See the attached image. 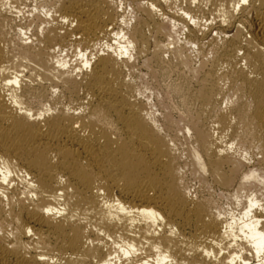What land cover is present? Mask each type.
Listing matches in <instances>:
<instances>
[{
  "label": "bare ground",
  "instance_id": "1",
  "mask_svg": "<svg viewBox=\"0 0 264 264\" xmlns=\"http://www.w3.org/2000/svg\"><path fill=\"white\" fill-rule=\"evenodd\" d=\"M25 1L0 0V264H264V0H185L215 23L195 16L183 45L170 0H131L132 26L116 0H41L22 24ZM159 36L188 70L178 122L129 80L153 39L164 60ZM187 167L234 208L192 194Z\"/></svg>",
  "mask_w": 264,
  "mask_h": 264
},
{
  "label": "rangeland",
  "instance_id": "2",
  "mask_svg": "<svg viewBox=\"0 0 264 264\" xmlns=\"http://www.w3.org/2000/svg\"><path fill=\"white\" fill-rule=\"evenodd\" d=\"M40 1L41 0H26L23 4H20L19 6H18V10H20L21 11V13H20V15H19V17L20 18H18V22H19V20L20 21H22V22H20V23H22V24H24V23H26V20H27V18H28V16L30 17V15H29V13L32 11V7H34L35 5H37L38 6V4L40 3ZM117 1V3L120 5V3H121V6L122 7H120V14L123 16V17H125V19L128 21V22H130V25L132 26V25H134L135 23L134 22H136V18H137V16H138V12L136 11V8H135V4H133L134 2L133 1H131V0H116ZM121 1V2H120ZM173 1V2H172ZM175 0H170V2H168L167 3V5L168 6H170V8H171V12H172V14H171V12H167V10L169 9V7H167V6H163L164 8L165 7H167L166 9H165V12H167L166 13V15H168V17H170V14L171 15H173L174 14V16H172V19L173 20H176V22H177V24H178V27H180L179 28V31H180V33L178 32L177 34H178V38L180 39V45H183V44H186V43H188L189 41H187L188 39H185V38H187V36H185V35H187L186 34V30H185V28L187 27V26H189V25H191V24H188V23H192V22H194L193 20H195V18L196 17H198L199 16V18H196L197 19V21H199L198 23H199V25H198V23L196 24L195 22V24L197 25V27H198V29L199 28H201V30H205V32L206 31H208V29L207 28H209V26L211 25L212 26V23L214 22L213 20H211L212 18H210V17H208V15L207 14H209L208 12H206V9L204 10V8H202V10L203 11H205V13H207V14H204V12H199V14L200 15H198V13H196L194 10V8H195V6L194 5H196V4H193V7L190 9V10H188V12H187V9H186V11H185V9H183V8H190V6H188L186 3L187 2H185V0H182V1H184L183 3H182V1L180 0V2H178L177 0H176V2H178V4L176 3V2H174ZM52 3H56V0H51V4ZM172 3H174V4H172ZM51 4H50V6H51ZM133 5V6H132ZM174 5H176V6H174ZM16 6V5H15ZM183 8H182V7ZM188 6V7H187ZM163 7H162V10H164L163 9ZM196 7H197V5H196ZM134 8H135V10H134ZM174 8V9H173ZM161 9V8H160ZM194 9V10H193ZM122 10V11H121ZM136 11V12H135ZM169 11V10H168ZM196 14H194L193 12ZM163 12V11H162ZM165 12H163L164 14H165ZM186 14V15H184V13ZM193 13L194 15H192L193 17H190V15H191V13ZM133 13V14H132ZM177 15H176V14ZM135 14V15H134ZM190 14V15H189ZM202 15H204L203 17H202ZM207 17H206V16ZM133 18H132V17ZM180 16V17H179ZM196 16V17H195ZM210 16V15H209ZM135 17V18H134ZM202 19H201V18ZM184 20V21H182V19ZM135 19V20H134ZM193 19V20H192ZM205 19V20H204ZM133 20V21H132ZM132 21V22H131ZM182 23H181V22ZM196 21V20H195ZM196 21V22H197ZM212 21V22H211ZM208 23V24H207ZM215 23V22H214ZM214 23H213V25H214ZM16 24V23H15ZM186 24H188V25H186ZM17 25H19L18 23L16 24V26ZM182 25V26H181ZM186 25V27H184ZM192 25H193V23H192ZM15 26V25H14ZM181 27H183V28H181ZM14 29H16V27L14 28ZM181 29H182V31H184V33H182L181 32ZM207 29V30H206ZM17 30V29H16ZM116 31H118L119 32V30H118V27H117V29H116ZM182 34V35H181ZM112 37L114 38V39H112ZM109 40H108V43H109V41H110V43H111V45H116L117 43H116V40H115V37L114 36H112ZM160 38H162V39H160ZM167 37H157V41L159 42V41H161L160 42V45H161V43H162V46L160 47V48H162L161 49V51L162 52H159L160 53V56H161V53H162V55L163 56H161V58L163 57V59L164 60H162L161 59V62H154V57H153V54L155 53V51H156V47H155V45L153 44V42H154V39L152 40L153 42H151V44H150V51L148 52V54L145 56H142V57H138V56H134V57H131V58H129V61H130V63H129V61H128V63H129V65H127V70L129 71L130 69H132V71L131 72H129V75H131V76H129V80L130 81H132V83L134 84V88L136 89L135 90V92H136V96H137V98L140 100V101H142L143 103H145L144 105L145 106H148L147 107V110H148V108H149V112H151L155 117H156V119L158 118V120L159 119H161L160 121H162L163 119H164V117H165V115L167 114V112L166 111H168V113H169V115L171 114V118L174 120V121H180L181 119H184V118H182V116L184 115V117L186 118L189 114H186V112L187 113H189V111H190V109H192L191 111H193L196 107H194L195 105H194V103H191V102H193V101H190V100H188L187 102H186V100H184V98H182V97H180L181 95L180 94H176V92H175V88L174 87H176L175 85H179V83H181V81H179V80H181L180 79V77L182 76L181 74H183L184 73V71H185V73H186V75H187V71L188 70H185L184 68H182L183 69V71H182V69L181 68H177L176 70L175 69H173L174 67H177V61L175 60V64L173 63V58H172V52H171V50L173 49V46L174 45H170L169 46V44H168V42H169V39H168V41H167V39H166ZM186 40V41H185ZM186 42V43H185ZM109 43V44H110ZM182 43V44H181ZM192 45V46H191ZM188 44V46L186 45V48H187V51H186V53L188 54V55H191L190 57H191V59H190V64H192V66L190 65V67L191 68H196L195 66H197V64H199L200 63V65H201V62H202V59L201 58H203L202 57V54H199L198 52H199V48L197 49V47H195V45L194 44ZM154 47V48H153ZM189 47H191V48H189ZM74 49L75 48H71V50L70 49H68L65 53H63L64 55V57H65V59L66 58H68V59H66L67 61H69V63L70 64H75L74 62L78 59H80V49L78 50V49H75V51H74ZM164 49V50H163ZM167 49V50H166ZM189 49V50H188ZM192 49V50H191ZM100 50V49H99ZM154 50V51H153ZM196 50V51H195ZM79 51V52H78ZM168 51H169V54H168ZM188 51H192L191 52V54H189L190 52H188ZM154 52V53H153ZM196 53V54H195ZM77 54H78V57H77ZM87 54H89V51L87 52ZM76 55V56H75ZM196 57H195V56ZM201 55V56H200ZM194 56V57H193ZM199 58H198V57ZM208 57H210L211 58V56L209 55ZM152 58V59H151ZM198 58V59H197ZM209 58V59H210ZM207 60H209L208 58H206ZM77 60V61H78ZM172 60V61H171ZM192 60V61H191ZM74 61V62H73ZM151 61V62H150ZM152 61H153V63H152ZM194 61V62H193ZM173 63L172 65H169V63ZM199 62V63H198ZM158 63H159V65H158ZM161 63V64H160ZM163 63H165V64H163ZM170 63V64H171ZM194 63V64H193ZM152 65V66H151ZM157 65V66H156ZM165 65V66H164ZM167 65H169L170 66V68H172L171 69V71L169 70L170 68H168L167 67ZM176 65V66H175ZM200 65H198V66H200ZM161 66V67H160ZM198 66H197V68H198ZM149 67H151V68H149ZM158 67V68H157ZM160 68V69H159ZM166 68V69H165ZM167 68H168V70H167ZM180 69H181V71H182V73L181 72H179L180 71ZM165 70V71H164ZM172 70H174V71H172ZM168 71V72H167ZM178 71V72H177ZM181 73V74H180ZM190 75H192V74H190L189 73V76ZM131 77V78H130ZM191 77V76H190ZM182 78V77H181ZM132 79V80H131ZM193 82H195L194 80H192ZM191 81V85L194 87L195 86V84L193 85V82ZM175 93H174V92ZM233 94L232 95H230V97L232 96H234L235 95V93L234 92H232ZM236 96V95H235ZM234 96V97H235ZM229 97V96H228ZM231 97V98H232ZM181 98H182V101H181ZM232 99H235V98H232ZM220 101H222L221 103H219L220 105H219V108H221V109H224V107H226V103H225V101H223V98L220 100ZM187 103L189 106H190V109H189V106L188 105H185V104H183V103ZM190 103V104H189ZM36 104V105H35ZM34 105L35 106H37V103H35ZM168 106H169V108H168ZM185 106V107H184ZM188 108H187V107ZM194 108H193V107ZM166 107V108H165ZM192 107V108H191ZM164 108L166 109V111L164 112ZM168 108V109H167ZM151 109V110H150ZM187 109V110H186ZM189 109V110H188ZM190 111V112H191ZM154 112V113H153ZM166 113V114H165ZM187 116H186V115ZM163 118V119H162ZM211 123V124H210ZM212 122H209V124H208V127H212ZM214 126V125H213ZM213 128V127H212ZM181 131V130H180ZM180 131H177L176 130V135H178L179 136V138H178V140L180 139V141L179 142H181L182 144H183V146H181V148H183V147H186V148H184V151H186L188 148H189V146H188V144H189V142H187L185 139H183V137L185 138H188L187 140L188 141H190V139H189V137L188 136H186V133H183V132H181L180 133ZM240 131H242V129H240L239 130V132ZM177 132H179V134H177ZM242 133V134H241ZM183 134H185V135H183ZM240 134L241 135H244V136H246V133L244 132V131H242V132H240ZM181 140H184V141H186V142H184V141H181ZM231 141L232 140V138H230L229 136L226 138V141ZM178 142V143H179ZM192 142V141H191ZM191 142H190V145H191ZM233 142V141H232ZM185 143V144H184ZM179 145V147H180V143L178 144ZM187 146H188V148H187ZM179 150H181V149H179ZM183 151V150H182ZM181 151V152H182ZM253 152H254V154H255V152L256 151H253V149H251V154H253ZM184 159H186L185 160V162L186 161H188V159H187V157L185 156L184 157ZM252 161H254V160H252ZM251 161V163L253 164V162ZM188 169H186V174L187 175H185V179H186V182L188 183L187 185L189 186V188H190V190H191V193L192 194H194V195H200V196H202V197H207V198H211L212 199V201H214L215 203H217L218 204V206L222 209V210H226V211H229V210H231L232 208H234V205H230V203H232V201H233V198L231 197L232 196V194L231 193H233L232 192V190H229V191H225V190H220L219 188H217L215 185H213L211 182V185H213V186H211V185H204V184H202L201 182V184L199 183V181H198V179H197V176H195L194 177V173H192L191 172V170L189 171V167H187ZM187 170L189 171L188 173H187ZM193 174V175H192ZM203 188H202V187ZM204 186H206V188H204ZM203 189V190H202ZM205 190V191H204ZM234 191V190H233ZM231 194V195H230ZM230 195V196H229ZM212 196V197H211ZM230 197L232 198V200L230 199Z\"/></svg>",
  "mask_w": 264,
  "mask_h": 264
}]
</instances>
